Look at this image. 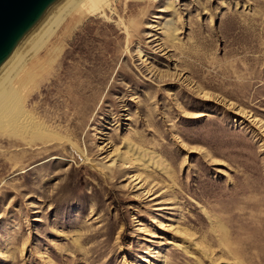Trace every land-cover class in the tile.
<instances>
[{"label":"rangeland","instance_id":"obj_1","mask_svg":"<svg viewBox=\"0 0 264 264\" xmlns=\"http://www.w3.org/2000/svg\"><path fill=\"white\" fill-rule=\"evenodd\" d=\"M61 27L35 53L37 138L0 133V264H264V0H113ZM125 144L168 176L107 168Z\"/></svg>","mask_w":264,"mask_h":264},{"label":"bare ground","instance_id":"obj_2","mask_svg":"<svg viewBox=\"0 0 264 264\" xmlns=\"http://www.w3.org/2000/svg\"><path fill=\"white\" fill-rule=\"evenodd\" d=\"M111 1L113 0H53L31 28L21 36L9 55L0 64L1 135L3 131L13 130L23 135L30 134L31 142L37 138L35 133L38 132L37 130L40 126L33 122L32 113L25 109L26 98H28V93L31 89L29 87H32L30 85L32 84L33 77L35 78L34 74H36L35 71L39 66V60L36 58L35 53L39 48L49 43V38L60 24H62L61 29L63 33H61L64 36L65 33L74 29L85 16L102 10ZM171 7V3H167L166 7L160 10V12H164ZM155 18L159 19L160 16H155ZM171 22V19L165 20L161 30L160 28L158 29L160 31L158 35L164 36L166 41L169 42L175 39L174 33L169 32ZM147 28L157 29V26L148 25ZM154 39H158V37ZM31 93L33 92L31 91ZM253 121L252 118L251 122ZM13 134L11 133V135ZM43 137L45 136H40L38 139L41 140ZM125 145V153L110 159V164L106 166L107 168L115 166L118 161H122L127 169L129 166H135L140 170H147L151 167L157 169L159 171V173L157 172L158 174L168 176L169 170L163 164L160 156L147 152L144 149L136 148L131 144ZM109 170L111 171V169ZM137 179L132 178V181ZM183 250L187 257L194 259V255L190 251L187 249Z\"/></svg>","mask_w":264,"mask_h":264},{"label":"water","instance_id":"obj_3","mask_svg":"<svg viewBox=\"0 0 264 264\" xmlns=\"http://www.w3.org/2000/svg\"><path fill=\"white\" fill-rule=\"evenodd\" d=\"M53 0H0V64Z\"/></svg>","mask_w":264,"mask_h":264}]
</instances>
